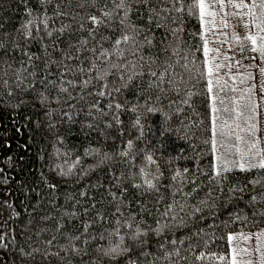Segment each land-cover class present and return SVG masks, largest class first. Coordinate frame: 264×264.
Wrapping results in <instances>:
<instances>
[{
  "label": "trees",
  "instance_id": "obj_1",
  "mask_svg": "<svg viewBox=\"0 0 264 264\" xmlns=\"http://www.w3.org/2000/svg\"><path fill=\"white\" fill-rule=\"evenodd\" d=\"M128 2L126 21L137 29L140 47L132 55L135 45H121V57L114 56L113 47L119 24L97 26L85 19L100 15L105 0L95 7L91 0H0V264H230L218 257L248 249L251 231L264 226V169L234 168L213 178L217 153L204 141L215 126L217 139L231 147L235 138L228 125L219 135L220 119L232 117L234 126L242 122L220 103L226 88L214 86L213 112V94H206V81L198 79L196 69L206 71L201 51L205 29L195 17L165 11L173 8L171 3ZM65 26L70 27L59 31ZM177 27L178 40L172 32ZM177 45L179 55L173 51ZM208 46L224 54L229 48L228 42L221 45L211 37ZM101 47L113 63H137L144 57L140 63L146 66L130 68L126 77L131 78L120 92L97 97L109 91L90 69L91 61L103 62ZM251 54L249 46L241 60ZM165 63L172 65L169 76L177 91L167 84L150 86L158 79L150 70L160 71ZM248 72L258 76L256 69L226 68L217 78L223 82L225 76L247 77ZM83 80L90 83L82 86ZM244 83L242 105L243 90L255 81L246 78ZM259 90L253 100H259ZM185 99L188 103H182ZM117 103L122 107L116 108ZM122 151L129 156L118 155ZM149 155L156 164L148 163ZM226 155L229 160L239 156ZM177 171L182 175L173 179ZM146 179L157 187L149 189ZM125 221L147 234L131 239L134 229L123 226ZM117 244L126 250L105 254ZM165 250L180 256L165 260Z\"/></svg>",
  "mask_w": 264,
  "mask_h": 264
},
{
  "label": "snow or ice",
  "instance_id": "obj_2",
  "mask_svg": "<svg viewBox=\"0 0 264 264\" xmlns=\"http://www.w3.org/2000/svg\"><path fill=\"white\" fill-rule=\"evenodd\" d=\"M98 0H91L93 7L96 6ZM138 2L147 4L148 0H138ZM161 3H171L173 8H166L165 11L171 13L175 11L181 16H190L197 18L202 28L205 29L204 35L202 39L204 43L202 45L201 51L204 54V57L207 59L204 60V65L206 71H201L200 69H196L200 73L198 79H203L206 81V94L214 93L215 90L223 91L225 88L229 89L230 92L236 91L231 85L227 83V81H221L217 78V74L221 69L228 67H239L241 65V61L237 59L234 64H227L226 62L231 59L230 56L222 53L220 47H209V38L216 40L217 43L221 45L227 43V40H224V37H228L233 42V47L230 49L231 51H239L241 53H246L248 51V47L250 46L251 52L256 55L253 56V59L258 61L256 65V70L258 71L261 77H264V64H261L260 61L264 60V0H159ZM111 4L112 7L109 8L108 5ZM132 5L128 2V0H105L103 7L101 8V14H91L85 19L91 22L93 25H104L105 22L112 23L116 21L120 26V35L113 41V47L116 49L114 56L119 55L121 57L124 56V51L121 49V45H135V48L132 49V55H136V51L139 49L140 44L136 40L137 29L127 23L126 17L129 15V8ZM121 11L123 14L121 15ZM155 10L153 9V12ZM158 16L159 14L156 13ZM175 21V18L173 17ZM32 23V21H29ZM44 23L47 24V20H44ZM157 26H163L157 23ZM65 26L59 29V31H64ZM80 27H83L81 23ZM27 29V26H25ZM96 29H92V33L94 34ZM181 31L180 27L172 29L173 35L179 39V33ZM31 35V33H28ZM51 34V33H49ZM219 37V39H217ZM145 43H150V41H145ZM2 47V45H0ZM92 51H96V49H92ZM174 54L179 55V47L178 45L174 48ZM100 57H103V62L97 63L96 61L90 62V69L95 74V80L100 85V87L104 89H108L107 92H97L96 96H104L111 95L113 92H120L122 90L121 85L123 87H127L126 83H123L126 79H130V76L126 77V73H128L129 69L135 70L136 68H145V64L140 63V61L144 60V57H140V61L137 63H132L129 61L127 64L124 63L123 60H117L113 63L109 60L108 50L103 49L101 47ZM222 57V58H221ZM149 68L151 67V62H148L147 65ZM185 69L191 72L188 69V65H184ZM172 68L171 63H165L160 71L150 70L149 74L151 77H158L154 85L157 89L161 88V85L167 84L169 85L173 91H177L175 84L176 82L171 79L169 76L170 70ZM81 72L84 71L83 68L79 69ZM111 77L109 80L108 78ZM250 81H255V84L259 86L262 90L258 95L264 96V80H258L257 77L252 73L248 72L247 77ZM235 79L239 80L241 84L245 81V76L238 75ZM118 81L120 83H118ZM69 84H72V81H68ZM82 86H86L90 83L89 80H83ZM17 86H20V81H17ZM166 90V89H165ZM61 91L67 92V88H61ZM37 95L42 97V94L39 89H36ZM227 94V93H226ZM254 94V86L249 87L243 90V95L245 96V103L243 105L244 109L247 111H237L235 108L232 109V112L235 114L237 119H243L245 126L242 131L247 133V136L240 135L239 132L235 131V129H231L229 135L234 136V141H230L231 147L224 145L223 141L217 139V128L213 126L211 128L212 136L205 140L204 143L209 144L211 151L213 153H217L216 155V163L213 165L214 179L223 178L225 173L232 171L234 168H239L241 171H249L251 169H264V148H262L261 141H264V130L260 127V117L264 114V110H262L261 104L259 100H253ZM189 95H192L191 93ZM211 99L213 102V112L217 111L216 109V96L211 95ZM230 103L233 105H238L240 101H238L234 97H229ZM182 103H188V100H182ZM220 103H224L221 99ZM109 107L113 105L109 104ZM92 107L97 108L100 111L101 115L103 114V110L99 109V106L95 103ZM116 108L122 107L119 103L115 105ZM135 111V109H133ZM150 112L158 111L155 108H149ZM177 111H182L180 106H177ZM139 124V121H136ZM213 125L216 124L215 118L212 121ZM235 123V128L240 129L241 125L239 123ZM223 128L221 127L219 130V135L222 136ZM242 145V147H241ZM127 147L129 149L133 148V143L131 140L128 141ZM223 149V151H221ZM235 153L239 155V159L229 160L226 154ZM118 155L122 157L129 156V152L122 151L118 153ZM145 159L149 164H156V161L152 156H146ZM75 167V165H73ZM71 170H69L70 172ZM141 173L145 176L148 173L144 172L143 169L140 170ZM187 169H184V172H187ZM69 172H62L63 175L69 174ZM182 173L180 171L176 172V176L173 179L181 177ZM155 179H159V176H156ZM144 183L147 185L149 189H155L157 185L153 183V180L146 179ZM135 187L139 188L140 185H135ZM118 211V209H117ZM199 211V208H197ZM117 225L119 226L121 222L117 220ZM129 229H134L131 234V239L139 240L141 236L146 235L147 233L141 232L139 228H134L133 224L125 221L124 225ZM243 237V234H240ZM264 235V234H259ZM244 239H250V237H243ZM72 239H76L75 237L69 238V244H71ZM228 241L231 242L234 237L229 235L227 237ZM124 240V237L121 236V241ZM173 244H176L177 241H172ZM64 250H68V246H62ZM126 250V247H122L120 244H117L116 247H112L108 249L105 253L106 255H117ZM39 251V250H37ZM166 251V255L164 256L165 260H172V258L179 257L180 253L177 250ZM256 252H260V256L258 257L259 264H264V250H262L259 246L255 249ZM241 254L247 255L249 258L245 261H241L238 259ZM53 255H59V253H53ZM253 252L247 248L240 249L236 251L233 249L230 257L220 256L218 257L221 260H230V264H253L251 259ZM199 259H205L204 256H200Z\"/></svg>",
  "mask_w": 264,
  "mask_h": 264
},
{
  "label": "rangeland",
  "instance_id": "obj_3",
  "mask_svg": "<svg viewBox=\"0 0 264 264\" xmlns=\"http://www.w3.org/2000/svg\"><path fill=\"white\" fill-rule=\"evenodd\" d=\"M225 38H226V40L228 42V47H229V48L226 47V48H228L226 55H228V56L231 57V59L229 61H227L226 63L227 64H234V62L237 59H239L241 61V65L239 67H235L234 66V67L229 68V69L232 70V71L233 70L245 71L246 68H249L251 70H255L258 61L256 59H253V56H255L256 54L255 53H252L251 54L252 55V58L251 59L248 57V58H246L245 61L241 60V58L245 54H247V52L246 53H241L239 51H235V52L231 51L230 49L233 47V42L228 37H225ZM226 48H224V50ZM262 62L263 61H260L261 64H262ZM226 68H228V67H225V68L221 69L220 71H225ZM235 77L236 76H235V73H234V74H232V76L230 78H227L226 76L223 78L224 81H227V83L229 85H231L233 88L236 89V91L230 92L229 89L226 88V90H225V92L223 94V96H224L223 97V100H224V108H225L226 111H230L231 110V112H232V109L233 108H235L237 111H247L246 109H244V107L242 105V101H241L242 100V98H241V88L245 87V83L241 84V86H240L239 85V80L235 79ZM245 79H246V77H245ZM257 79L258 80H264V77H261L259 75V73H258ZM254 86L257 89L259 88V86L256 85V84ZM246 87H249V86L246 85ZM256 88L254 90L257 91ZM261 91L262 90L260 89L259 90V93ZM229 97L236 98L238 101H240V103L238 105H233L232 103H230ZM239 98H241V99L239 100ZM258 99H259V102L261 104L262 110H264V96H262V99H261V96L259 95V98ZM233 119L234 118L231 117L230 118V121H226L225 120V117H224V119L221 118L220 119V122H219V128L225 127V126L228 125L229 126L228 127V130L235 129V131L239 132L240 135L247 136L248 134L242 131L243 127L245 126L243 119L236 120V121H241L242 122V124H240L241 125V128L240 129H236L235 126L232 123H230V122L233 121ZM260 127H261L262 130H264V114H262L261 117H260ZM260 146L262 148H264V141H261V145ZM241 147H242V145H241ZM239 158H240L239 156L238 157L235 156V158H233V159H239ZM250 234L253 235L252 236V240H251L252 243L249 244V246H248V249L253 252V255H252L251 259L253 261V264H259L258 257L260 256V252H256L255 249L257 248V246H259L262 250H264V235H259V234H264V226H262L261 228H258L256 230H254L253 232L251 231ZM246 258H249V257L247 256ZM126 264H133V263L129 262V263H126Z\"/></svg>",
  "mask_w": 264,
  "mask_h": 264
},
{
  "label": "bare ground",
  "instance_id": "obj_4",
  "mask_svg": "<svg viewBox=\"0 0 264 264\" xmlns=\"http://www.w3.org/2000/svg\"><path fill=\"white\" fill-rule=\"evenodd\" d=\"M224 101V100H223Z\"/></svg>",
  "mask_w": 264,
  "mask_h": 264
}]
</instances>
